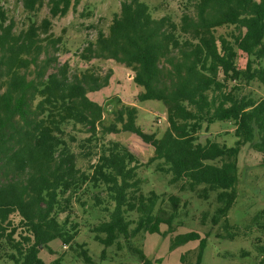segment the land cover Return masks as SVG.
Returning <instances> with one entry per match:
<instances>
[{
  "label": "trees",
  "instance_id": "16d2710c",
  "mask_svg": "<svg viewBox=\"0 0 264 264\" xmlns=\"http://www.w3.org/2000/svg\"><path fill=\"white\" fill-rule=\"evenodd\" d=\"M20 2L28 14L46 5L48 16L39 23L29 19L15 31L0 5V260L62 264L60 256L50 262L39 256L41 248L53 253L49 243L57 239L77 246L89 261L85 244L75 241L78 224L71 218L74 204L89 201L101 214L91 225L94 239L117 249L126 244L143 264H153L134 239L141 232H171L179 205L186 207L187 200L168 195L171 211L166 212L158 206L161 194L143 192L139 169L152 162L179 190L205 200L213 192L216 206L210 215L202 210L200 221L209 218L211 225L221 221L219 226L228 228L239 147L249 143L264 166V97L244 92L251 81L264 87V0H189L178 19L169 13L153 16L143 0H121L107 32L98 29L87 40L79 54L83 61L123 64L139 87L135 101L163 103L167 126L160 137L136 123L132 99L114 95L108 109L88 95L108 84L110 72L102 75L92 65L70 72L69 63L55 54L60 36L49 35L51 20L79 0ZM221 27L226 30L217 33ZM216 120L233 123V146L201 140L202 125ZM122 131L152 147L146 162L119 140L105 139ZM247 227L264 232V206ZM206 236L196 230L179 233L170 248L197 241L193 264H199ZM256 249L257 264H264V243Z\"/></svg>",
  "mask_w": 264,
  "mask_h": 264
},
{
  "label": "rangeland",
  "instance_id": "374dc122",
  "mask_svg": "<svg viewBox=\"0 0 264 264\" xmlns=\"http://www.w3.org/2000/svg\"><path fill=\"white\" fill-rule=\"evenodd\" d=\"M148 4L152 15L159 17L169 13L173 18L178 19L182 11V6L189 0H143ZM121 0H79L74 9L62 17L52 18L49 35L60 36L59 50L55 54L60 61H67L72 72L75 67L83 68L91 66L100 74L110 72L108 84L98 91L89 92L88 95L104 107L110 109L111 98L122 96L132 99L137 109L136 123L143 131L154 133L160 137L166 126L165 107L160 100L148 99L135 101L134 95L139 91L132 81V72L121 63L111 59H97L85 62L79 54L86 45L88 39L96 36V31L102 29L107 32V28L113 15L119 12ZM0 5L6 10L9 18L15 22L14 30L25 27L29 19L39 23L43 17L48 16V8L43 5L34 14H28L23 10L20 0H0ZM225 27L217 28L216 32L225 31ZM44 37V34H41ZM42 56V55H41ZM239 64H244L243 57ZM244 92H251L254 97H264V87L257 81L247 84ZM108 113V114H107ZM105 114L108 119L110 112ZM110 116V115H109ZM234 125L232 122L216 120L208 125L203 124L199 132L201 140L205 138L224 142L227 146H233L236 137L233 134ZM78 136L83 134L78 133ZM117 139L126 144L130 150L136 154L140 161L146 162L152 155V147L145 144L139 137L127 131H122L116 135H106L105 139ZM82 164H84L82 162ZM156 162L140 167L139 175L143 177V192L154 190L161 194L158 206L166 212L171 211L168 195L178 194L183 200H187L186 207L179 205V214L174 218L173 230L164 234L141 232L134 239L135 245L143 250L153 264H193L197 253V241H190L174 248H170L171 238L179 233L196 230L201 235H207L206 246L203 250L199 264H257L260 254L257 252V245L264 243V232L258 228L250 229L249 222L255 212L264 206V166L261 163V155L250 147L249 143H243L237 152V172L238 185L237 195L234 204L228 211L229 227L223 229L211 225L209 218L204 223L200 221V213L206 210L210 215L215 206V194L212 192L208 199H201L188 189L179 190L178 184L168 182L169 175L155 169ZM101 214L93 209L88 201L86 205H73L72 221L77 222L78 231L75 237L77 243L85 244L89 261H84L78 254L79 248L73 244H60L55 239L49 243L53 250L51 253L45 248H41L39 256L45 261L60 256L62 264H143L138 254L126 244L119 249L115 244L104 246L94 239L91 232V225L97 221ZM161 231L166 229V224H161ZM222 228V229H221ZM226 230V231H225ZM233 230V238H219L216 232L227 233ZM243 251L247 252L244 255ZM184 254V255H183ZM183 255V258L182 256ZM0 264H13L7 260H0Z\"/></svg>",
  "mask_w": 264,
  "mask_h": 264
}]
</instances>
